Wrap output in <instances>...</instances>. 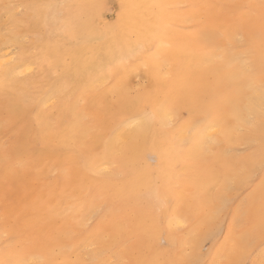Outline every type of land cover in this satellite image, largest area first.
I'll use <instances>...</instances> for the list:
<instances>
[{
    "label": "bare ground",
    "instance_id": "bare-ground-1",
    "mask_svg": "<svg viewBox=\"0 0 264 264\" xmlns=\"http://www.w3.org/2000/svg\"><path fill=\"white\" fill-rule=\"evenodd\" d=\"M175 3L0 0V198L57 171L55 194L43 181L13 202L22 229L0 264H84L69 256L85 241L102 248L86 264L124 241L128 264H264V0ZM237 143L249 153L227 154ZM69 194L106 222L64 214Z\"/></svg>",
    "mask_w": 264,
    "mask_h": 264
},
{
    "label": "rangeland",
    "instance_id": "rangeland-1",
    "mask_svg": "<svg viewBox=\"0 0 264 264\" xmlns=\"http://www.w3.org/2000/svg\"><path fill=\"white\" fill-rule=\"evenodd\" d=\"M187 0H177V4L175 3L174 8L177 9L179 12V15L184 14V9L186 4L183 2H186ZM17 12L19 14H17ZM21 10L16 11L14 14L17 19L23 18V13H20ZM109 14L112 13L111 8L107 11ZM251 15L254 14V12L250 13ZM176 22V21H175ZM177 26V30H187L195 32L199 29L200 22H193V23H175ZM177 34H173L170 38L171 41H176ZM26 41V40H25ZM239 42L243 43L244 39L239 38ZM174 43V42H171ZM29 56L31 59L35 60L36 64L34 65V71L33 73H38L39 68L41 67V64L43 63V60L41 57L34 51V49H30ZM243 58L246 57V55L243 54ZM260 116L258 114H252L248 118V123L241 129H239L237 132L240 135H249L252 133L253 127L257 124L259 121ZM14 137L12 133H7L2 139V144L4 147V152L8 151L11 148L12 143L14 142ZM227 154L234 157H242L244 155H247L249 153V147L246 144L243 143H237L233 146H231L227 151ZM12 169L14 171H19V168L14 164L12 165ZM57 177V171L54 169H51L49 171V174L47 177L41 178V177H24L22 174H18V178H23V183L21 185V189H23V192L20 191L12 192L11 194H8V201H5L3 198H0V251H7L8 249H11L14 245L15 238L11 236L9 233L12 231V229H16L20 231L22 229L21 223L22 220L20 218L22 217V212L20 211V208L17 207L13 211L10 210V208L16 207V205L13 204V202L18 198L28 197L31 198L32 195L38 196L40 194L39 191L42 189V185L45 182V187L43 188L46 196L52 194L54 190L56 189V184L54 183L55 179ZM44 179V180H43ZM44 181V182H43ZM1 182H5V180H2ZM17 188V187H14ZM5 189L10 190V187L7 186ZM13 190V188H12ZM19 190V189H18ZM53 191V192H52ZM218 192V188H213L211 190V193L215 195ZM29 193V194H27ZM55 194V192L53 193ZM68 197L65 200H58L60 198L58 196L57 198V204L60 205V207L63 209L64 214L69 215L71 219L81 221V219H85L86 228L93 229L94 227H98L106 222L107 216L103 214V212H97L94 215H91L90 218L85 217L83 214L82 208H80V199L76 198L74 195H67ZM97 202H105L101 197H95L94 199ZM61 201V202H60ZM43 202V201H42ZM13 204V205H12ZM19 208V209H18ZM11 211V212H10ZM74 233L72 232L70 235V239L74 240L78 237L80 234V229L77 227H74ZM182 231V230H181ZM5 233V234H3ZM109 232H103V237H108ZM20 242V241H19ZM24 244H27L29 240H23ZM129 241H124L121 244H118L115 246L112 250L104 251L102 254L101 259L99 260H91L90 264H128V259L126 258L124 251L126 249V246ZM85 248L82 247L80 249H77V246L74 247V252L69 256V261H77V257H82L86 264L87 258H91V254L93 252H101L102 248H100L97 244H94L92 242L85 241ZM90 246V247H87ZM92 246V247H91ZM213 248V244L210 240H205L202 242L201 249L205 251H211ZM72 258V259H71ZM113 258V259H112ZM111 259V260H110ZM109 260V261H108ZM247 262L244 261L243 264H246ZM27 264H32L31 262ZM57 264H59L57 262Z\"/></svg>",
    "mask_w": 264,
    "mask_h": 264
}]
</instances>
